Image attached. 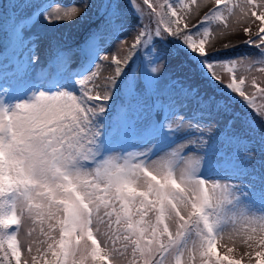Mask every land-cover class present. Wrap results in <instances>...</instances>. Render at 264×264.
<instances>
[{
	"label": "snow or ice",
	"instance_id": "snow-or-ice-1",
	"mask_svg": "<svg viewBox=\"0 0 264 264\" xmlns=\"http://www.w3.org/2000/svg\"><path fill=\"white\" fill-rule=\"evenodd\" d=\"M0 19V264H264V0Z\"/></svg>",
	"mask_w": 264,
	"mask_h": 264
},
{
	"label": "rangeland",
	"instance_id": "rangeland-1",
	"mask_svg": "<svg viewBox=\"0 0 264 264\" xmlns=\"http://www.w3.org/2000/svg\"><path fill=\"white\" fill-rule=\"evenodd\" d=\"M2 23V21H1ZM64 38L66 40V42L70 45H74L75 42L80 38L78 31L77 30H73V29H65L64 30ZM239 53H247L250 52L251 50L241 46L240 48H238L237 50ZM167 72H174L176 71V69L170 65L169 68L166 70ZM250 170L253 172L254 175L259 176L260 173V164L259 161H257L254 165H250ZM247 182V181H245Z\"/></svg>",
	"mask_w": 264,
	"mask_h": 264
},
{
	"label": "trees",
	"instance_id": "trees-1",
	"mask_svg": "<svg viewBox=\"0 0 264 264\" xmlns=\"http://www.w3.org/2000/svg\"><path fill=\"white\" fill-rule=\"evenodd\" d=\"M1 34H2V31H1V26H0V41H3L4 39H3V37L1 36Z\"/></svg>",
	"mask_w": 264,
	"mask_h": 264
}]
</instances>
